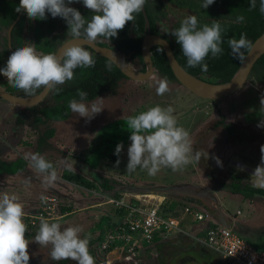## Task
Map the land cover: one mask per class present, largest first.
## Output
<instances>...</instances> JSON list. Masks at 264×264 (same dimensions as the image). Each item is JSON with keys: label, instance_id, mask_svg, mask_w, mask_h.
<instances>
[{"label": "rangeland", "instance_id": "374dc122", "mask_svg": "<svg viewBox=\"0 0 264 264\" xmlns=\"http://www.w3.org/2000/svg\"><path fill=\"white\" fill-rule=\"evenodd\" d=\"M189 15H194V13L187 9L170 7L168 9L170 22L168 24L171 25L178 19L184 20ZM161 79L163 78L156 73L153 78L145 81L122 79L115 94L105 93L96 100L79 101L85 103L89 109L93 103L104 109L91 119L80 117L78 113L71 112V117L64 120L65 123L58 124L57 128L54 129L52 143L42 136L41 140L46 148L45 151L50 148L55 149L53 152L55 155L51 157L45 153V159L52 158L56 164L57 162H60L59 164L64 162L63 166L65 163H69L66 169L62 167L56 168L58 175L62 174L63 171L64 174H83L87 180L93 175L96 177L102 175L122 181L124 183L123 187L130 192L150 190L163 193V195L173 201L182 200L183 198L192 199L198 195L197 197L200 200L194 198L196 201L192 203V206L196 208H208L205 205L201 207L197 200L203 202V199H205L210 202L211 198L216 196L224 209L223 217L225 219L228 218L235 221L239 217L238 210L242 211L243 215L248 214L251 202L245 199L242 194L230 190L222 191L211 188L209 181L204 178L203 172L194 159L192 163L175 172L170 168H161L155 176L148 175L147 170L139 167L134 172H128L126 171L129 159L127 150L131 144L129 137L126 141L120 142L123 143L124 147L121 152L119 165L116 164V161H110L104 156L107 153V150H105L107 145L104 141L107 138H111V133L116 138L122 131L131 133V129L127 126L128 119L146 111L150 107L159 105L161 107L171 106L174 109L173 115L177 118L178 126H182L190 134L193 156L196 150L201 152L207 147L212 157L222 145L223 131L221 128L210 130L209 134L211 135H209L206 130L212 127L213 122L211 119L222 113L227 119L226 121H232L234 127L242 131V134L234 136L237 138V144L235 141L230 143L236 145L231 149L234 152L231 153V157L226 161L227 166L237 171L245 179L246 177L257 179L253 173L246 170V167L254 171L256 166L260 164L256 162V159L261 157L260 149L261 146H264V140L260 144L258 141H253L264 135V127H258L259 124H264V105L260 103L261 97L264 96V85L257 84L253 79L249 78V81L236 92L212 102L194 95L175 81L169 82V91L164 95H157L156 88ZM89 114L91 115V112ZM26 126L27 124H23L21 127L18 126V129L21 128L18 133H24L25 136H34L35 133L31 129L26 128ZM246 130L250 131L249 136L245 134ZM14 133L9 135V132H7L3 135L8 139V135L15 137ZM119 139L117 138V140ZM13 149L14 151L10 152L15 158L13 163L16 164L19 162L18 159H23L26 165L22 168V172L17 171L0 179V195L4 193L15 194L19 198V202L24 206L25 217L34 216L38 213L42 204L40 197L44 195L55 196L59 199V205L61 202L72 209V211L65 213L57 220L49 222L60 223L62 230L69 226H81L83 228L80 234L81 238H94L105 220L109 217L115 220V208L112 204L106 203L105 197L107 194L101 193V187L98 182L95 183L93 190L59 179L54 185L45 186L44 174L37 173L30 166L29 159H26L28 154L24 149L18 146ZM205 156L201 154L200 160H205L207 158ZM255 156V161H248L249 157ZM232 161L242 162L244 169L241 168L242 166H236ZM203 164L207 163L203 161ZM203 186L206 188L205 192L201 190ZM121 187L119 186L118 189ZM123 194L126 197L129 196L127 192L120 193V195ZM150 197L152 198L153 196ZM155 200L153 199L152 201ZM100 201H104L105 204L90 206L93 202ZM253 204L256 208L259 206L260 210L264 209V200H256ZM25 217L24 222L26 223ZM39 226L40 221H37L35 225L30 226L31 232L28 231L26 233V238L31 242L28 245L29 264H52L53 260L49 255L51 246L42 247L35 242V235L39 231ZM27 227L29 226L27 225ZM193 246L192 248L175 247L169 242L163 243L161 245V252H164L163 257L159 258V249L152 248L150 255L144 254L138 261L133 260L135 262H125V264H162V261H164L163 264H214L216 259L221 261V264H229L221 256L211 252L202 244L197 242ZM254 246L259 249L264 248V245ZM89 251L94 259L97 256L104 255V251L99 248L97 242L89 245ZM113 251L111 250L107 255H113ZM185 258L189 259L184 260ZM109 259L111 261L110 264L119 259L127 261L121 256L109 257ZM55 264H58V262ZM65 264H76V262L70 260Z\"/></svg>", "mask_w": 264, "mask_h": 264}, {"label": "clouds", "instance_id": "9594fccd", "mask_svg": "<svg viewBox=\"0 0 264 264\" xmlns=\"http://www.w3.org/2000/svg\"><path fill=\"white\" fill-rule=\"evenodd\" d=\"M74 2L79 3L80 0H20L16 11L23 10L30 20H46V14H50L52 18L60 17L66 21L73 41L83 39L94 42L98 37H118V32L128 22H134L136 15L144 11L147 0H82L83 5L94 13L90 20L76 8L68 6ZM214 2L215 0H203L201 8L206 9ZM256 7L257 0H249V10ZM259 11L264 14V0H259ZM243 21V16L237 17L236 22ZM222 33L223 28L218 20H213L210 26H198L197 16L189 15L170 35L175 37L189 67L201 66L202 71H207L208 65L204 61L209 53L213 58L223 53ZM227 43L232 57L241 63L245 60V51L253 48L252 41L244 34L238 40L228 39ZM35 46L26 42L25 46L15 48L8 57L6 67L0 69V74L7 78L8 84L23 90L27 95L34 94L42 87L56 88L63 85L74 79L76 68L94 67L96 64L92 54L82 45L63 47L62 56L59 57L53 53L37 52ZM157 50L161 51L159 48ZM107 67L111 69L110 64ZM167 91L169 82L167 78L161 79L156 88L157 95H164ZM78 95L83 101L88 93L78 90ZM260 103L264 105V96ZM69 108L80 117L89 119L104 109L96 103L89 109L85 103L75 99L69 102ZM173 112L171 106L157 105L128 119L131 144L127 150L129 159L126 171L134 172L139 167L147 170L148 175L155 176L161 168H170L175 172L192 163L193 159L197 162L201 159L198 151L193 156L190 134L185 128L178 126ZM258 127H264V124H259ZM123 147V143L116 145L114 154L117 157ZM260 151L261 163L256 166L253 174L258 178V186L264 187V146H261ZM213 158L218 166H223L218 157ZM26 159H29L30 166L37 173L44 174L45 186H52L58 180L54 165L44 156L31 153ZM119 163L120 160L117 159L116 164ZM40 199L45 202L47 197L41 195ZM24 217V206L15 194L0 195V264H29L28 245L31 242L26 238L28 227ZM82 231L83 228L78 225L62 230L60 223L49 222L41 217L35 242L42 247L51 246L49 255L53 261L71 260L76 264H96L89 251L90 237L81 238Z\"/></svg>", "mask_w": 264, "mask_h": 264}, {"label": "trees", "instance_id": "16d2710c", "mask_svg": "<svg viewBox=\"0 0 264 264\" xmlns=\"http://www.w3.org/2000/svg\"><path fill=\"white\" fill-rule=\"evenodd\" d=\"M203 0H147L145 5V10L150 22L151 33L163 35L172 47V51L178 60V62L190 73L198 75L200 78L207 80L209 82H224L230 79L232 74L235 72L239 64V60L234 59L231 55V50L228 46L227 40L230 38L239 39L241 34H244L247 39L252 42L257 38L262 32H264V14L259 11V0H257V7L255 9L249 10V0H215V2L208 8H201ZM20 0H0V69L6 67L8 57L11 55L7 45V29L10 24L14 21L18 12L16 8L19 6ZM69 7H74L81 12V14L90 20L91 16L94 14L91 10L87 9L82 0L79 3H72L68 5ZM175 7L177 9H187L194 13L198 18V26H203L205 24L211 25L213 20H218L223 28V39L222 44L223 53L217 58H213L211 54L206 57L204 63L208 65L207 71H202L201 66L189 67L187 65V58L181 52L180 46L176 43L175 37L171 36L170 33L178 29L183 20L178 19L171 25L170 17L168 16V9L170 7ZM46 20H30L25 12H22L19 20L14 25L11 31V45L15 49L17 47L25 46V43L35 44L36 50L44 53H54L57 47L67 38L72 37L66 21L60 17L52 18L50 14H46ZM243 16L244 21L238 23L237 17ZM59 19V22L57 20ZM57 25H60L62 32L55 31ZM144 30V17L142 12L136 15L134 22H128L125 28L118 32V37L107 39L103 37H98L96 43L104 46H110L113 49L119 51L125 60L131 63L133 66L138 67L140 70H144V63L141 55V43ZM4 33H3V32ZM85 49L89 51L93 58L96 60L94 67L88 68H76L74 70V79L67 81L63 85H58L56 88H52L48 92V96L54 101L48 106H43L40 110L41 115L36 118L37 122H48L49 121H63L71 117V109L69 108V102L75 99L77 102L81 101L78 95V90H82L88 93V96L83 101L96 100L101 95L115 94L118 84L122 79L127 77L115 66V64L107 59L106 57L97 54L90 47L85 46ZM161 49L158 51L157 49ZM160 45H155L151 48V59L153 66L156 69V74L161 76L163 79L167 78L168 82H177L166 59L164 50L162 51ZM247 51H245V54ZM111 65V69L107 67ZM1 77L5 79L6 89L10 92H16L18 95H27L23 90L17 89L12 85L8 84L7 78L0 74ZM250 78L253 79L257 84L264 85V54L256 61L254 64ZM128 79V78H127ZM43 88V87H42ZM41 88V89H42ZM38 89L35 93L41 91ZM34 93V94H35ZM24 116L20 115L17 118L19 124L24 122ZM222 127L225 129L227 134L234 137L235 135L242 134V131L234 127L232 121H226L225 116L221 113L219 120L212 123L211 128ZM54 128L44 134L45 138L51 137L53 135ZM245 134L250 135V131L246 130ZM131 133L128 131H122L117 138L115 135L110 134L111 138H107L104 143H106L107 153L104 154L110 161H117L121 159V154L117 157L115 153L116 145L122 141H126L130 137ZM264 137V135H263ZM235 138V137H234ZM237 140V138H235ZM235 140V142H237ZM42 141V140H41ZM19 162L14 164H8L0 159V173L7 171L8 173H15L22 170L26 165L25 160L18 159ZM221 174H225L229 178L228 183H219L218 185L229 189L232 192L242 194L245 197H251L253 193H262L264 189L255 187L249 184L242 176L236 172H231L227 170H218ZM64 179L76 184L77 186L93 190L95 183H99L101 187L102 194H108L110 196L119 197L121 190H118L119 186H124L122 181L110 177H104L99 175L94 176L90 179H86L83 174L68 173L64 174ZM195 200L189 198H183L182 200L173 201L171 198H165L162 201L161 207L164 214L174 217L179 220L180 226L184 228L186 224H182L189 221L187 215H191L192 212L197 210L196 207L192 206ZM202 204V203H201ZM59 212L68 213L72 211L70 206L62 204L60 202ZM185 207H189L191 212H186ZM117 210V220H111L109 217L104 221L98 234L93 238L90 237L89 245L94 242L100 244L104 241L107 232L114 231L119 225L123 218L124 212L122 210ZM200 210V209H198ZM210 216V212L207 208L204 211ZM116 218V217H115ZM208 219V218H207ZM27 222L28 217H25ZM205 220V219H203ZM201 221V220H200ZM190 221L189 223H191ZM193 224V222H192ZM216 226V224L210 223L204 230L202 234L207 231L209 227ZM185 229V228H184ZM186 230V229H185ZM199 233V235H202ZM134 235H137L134 233ZM196 236V235H195ZM144 245L139 250V258L144 254L150 255L152 248L159 249L160 256H164L161 245L163 243L169 242L173 246H184L188 248L194 247L197 241L192 237L186 235L183 232L172 231L168 236L163 237L160 232H155L153 234L152 241L147 243L143 241ZM144 252V253H143ZM212 252V251H211ZM105 253V251H104ZM214 253V252H213ZM106 254V253H105ZM104 255L97 256L95 259L96 264ZM216 254V253H215ZM189 258H185L187 260ZM136 260V261H138ZM225 260V259H224ZM70 260L59 261L58 264H65ZM227 261V260H226ZM130 262H135L130 260ZM164 263V261H162ZM228 262V261H227ZM57 262H52L55 264ZM162 263V264H163ZM222 262L216 259L214 264H221ZM229 263V262H228ZM112 264H125V261H115ZM230 264V263H229Z\"/></svg>", "mask_w": 264, "mask_h": 264}, {"label": "crops", "instance_id": "0c3cea01", "mask_svg": "<svg viewBox=\"0 0 264 264\" xmlns=\"http://www.w3.org/2000/svg\"><path fill=\"white\" fill-rule=\"evenodd\" d=\"M15 114H17V108H15V107L14 108L12 107L8 111L0 110V159H1V161H4L8 164H11L15 158H14V155H12L10 152L14 151L13 148H15L16 146L24 149V151L27 154L39 153L40 155L44 156V154L47 153V155L53 157L55 155V153L53 154L55 149L50 148L47 151H45L46 148L43 145L41 138L44 135V133H47L50 130V128L55 129V128H57L58 124L65 123L64 120L63 121H49V123H47L48 127L46 128L47 124H45L43 122H37L36 121V118H39L40 115L35 116L33 119H27L23 123L27 124L26 128L31 129L35 134H34V136H25L24 133H18L21 129V128L18 129L19 128L18 126L21 127L23 123L22 124L18 123V121H17L18 115L16 116ZM219 118H220V114L215 116L211 120L213 123H215V121L219 120ZM40 126H43V127H40ZM219 128H221V130L223 131L222 132V135H223L222 145L220 146V148L217 152H215V153L213 152L214 154L212 153L213 154L212 157L210 154L211 152L208 150L207 147H205L206 150L204 148L200 153L202 155L203 154L206 155L205 157H207V153H208L209 156L205 160H203V159L199 160L197 162V165L200 168V170L203 172L204 178L209 181V186L211 188H213L214 190L219 189V190L223 191V190H229V189L221 187L218 184L222 183V182L228 183L229 178L225 174L220 175V172H218V170L220 169L222 171V170L228 169L231 172H236L237 174H239V173L237 171L229 168L226 164V161L229 159V157H231V153L234 152L231 150L232 147H234L237 144V142L235 145H232L230 143H231V141L233 142L236 139L234 137L230 136L229 134H227L225 129H223L222 127L209 128L206 131H208V134H209L211 132L210 130H217ZM7 132H9V135H11L13 132H15L14 133L15 137H11L8 135L7 137H9V138L8 139L5 138V136L3 134H5ZM209 135H211V134H209ZM52 140H53V136L48 137V139H47V141L51 142V143H52ZM263 140H264V137L262 136V137L258 138L257 140H253V141H258L260 144V142ZM196 152H197V150H196ZM213 157H218L220 159V161L222 162L223 166L222 167L218 166L216 163V160ZM255 158H256V156L255 157H249L248 161L253 162V161H255ZM48 161L54 165L55 169L58 167H62L64 169H66L68 167V164H69L68 162L65 163L64 166H63L64 162L61 164H59L60 162H57V164H56L55 161L52 160V158L48 159ZM203 161H205L207 164H203ZM256 162L261 163V157H258L256 159ZM241 165H242V162H241ZM241 168L244 169L243 165ZM246 170L248 172L250 171L251 173L254 172V171L248 169L247 167H246ZM18 172H22V170H20ZM10 174H12V173H8L7 171H3L0 173V179H3V177L9 176ZM239 175L242 176L241 174H239ZM63 177H64V171L62 174L58 175V179L66 182L67 180L64 179ZM245 180L249 184H251L255 187L264 189V187L258 186V178L252 179V178L246 177ZM67 182H69V181H67ZM182 187L185 188L184 186H182ZM119 189H121V192H124V193L127 192L129 195H144V196L146 195L147 196L146 199H149L148 200L149 203L152 202L153 199L155 200L156 198L157 199L167 198V196L163 195V193L153 192L150 190L149 191L148 190H144V191L137 190L136 192H130L129 190L125 189V187H123V186ZM201 190L205 192L206 188L203 186V187H201ZM151 195H154V197L151 198L150 197ZM251 195H252L251 197H245L244 196L245 199H248L251 202L250 203L251 207L249 209V213L243 215L242 211L238 210L239 217H237L236 218L237 220L235 219V221L229 220L228 218L225 219L223 217L224 209L221 206V203L219 202V199L215 196V194H214L215 198H211L212 200H210V202H207L205 199H203V202H200L199 201L200 199L197 197L198 196L197 195L196 197H193L192 200L196 201V199H194V198H197V199H199L197 201L200 203L201 207H204L203 205L208 207L207 209L210 212L209 218L205 219V220H201V221H195L193 218V215L191 214L192 216L187 215V217L189 218V221H186L182 224L187 223L186 227L184 226V228L186 229V231H188L192 235H199V233L202 234V230H204L210 223H212V224L215 223L216 225L226 226V227L231 228L235 233H237L241 238H243L246 242L251 244L253 247H255L254 245L262 246V245H264V209L260 210L259 206H258V208H256L255 205L253 204V202L256 200H259V199L264 200V192L253 193ZM187 197H189V196H187ZM58 202H59V199H58ZM103 203L105 204L104 201L93 202L92 204H90V206H93V205L100 206V204H103ZM252 207H253V209H252ZM204 208H197V210H195V211L202 212V211H204ZM198 209H200V210H198ZM65 213H61L60 217H62ZM116 215H117V210L115 208V211H114V216L116 217L115 220H117ZM26 217H28V216H26ZM48 221H51V220H48ZM190 221H192L193 224H192V222L189 223ZM222 223H224V224H222ZM256 249H259V248H256ZM216 255H218V254H216Z\"/></svg>", "mask_w": 264, "mask_h": 264}, {"label": "built area", "instance_id": "2783aa9c", "mask_svg": "<svg viewBox=\"0 0 264 264\" xmlns=\"http://www.w3.org/2000/svg\"><path fill=\"white\" fill-rule=\"evenodd\" d=\"M232 163L242 166L240 161H232ZM105 198L106 203L122 210L124 214L119 225L114 231L108 232L100 244V249L106 254L104 253L105 257L101 258L98 264H110L109 257L116 256L123 257L128 263L129 260H138L139 250L144 245L143 241L151 242L153 234L157 231L163 237L168 236L172 231L183 232L230 264H264V249H256L229 227L216 225L209 227L203 235L190 234L180 226L178 219L164 214L161 207L164 198L156 199L150 203L149 199H146V195H129L128 197L124 194L119 197L107 195ZM58 203L57 197L48 196L38 213L28 217L26 222L29 226L28 231H31L30 226L40 221L41 217L47 220L59 217L61 213ZM185 211L191 212V209L185 207ZM191 214L195 221L209 218L206 212L194 211ZM111 250H114V254L108 256L107 254ZM253 257L255 258L253 259Z\"/></svg>", "mask_w": 264, "mask_h": 264}, {"label": "water", "instance_id": "95a60500", "mask_svg": "<svg viewBox=\"0 0 264 264\" xmlns=\"http://www.w3.org/2000/svg\"><path fill=\"white\" fill-rule=\"evenodd\" d=\"M22 12L23 10L18 12V15L7 29V45L12 52L15 51V49L11 45V31L15 23L19 20ZM142 14L144 17V30L141 43V55L145 67L144 70H140L138 67L133 66L124 59L123 55L119 51L110 46L100 45L95 41L89 42L83 39L73 41V37L63 41L53 54H56L59 57L62 56L63 47L71 46L72 44L82 46L85 45L90 47L97 54L112 61L128 79L134 81H145L155 76L156 69L153 66L151 59V48L155 45H160L164 50L169 67L177 83L184 86L194 95L209 101H216L217 99L232 94L243 87L249 81L254 64L264 54V32H262L252 42L253 48L250 51H247L244 62L239 64L229 80L224 82H209L200 78L198 75L188 72L178 62L168 40L161 34L151 33L150 22L145 8ZM40 53L48 54L44 52ZM51 89L52 88H42L41 91L32 95H18L14 92L6 90L0 85V98H2L4 102L13 105L30 106L40 102Z\"/></svg>", "mask_w": 264, "mask_h": 264}, {"label": "flooded vegetation", "instance_id": "af4514ba", "mask_svg": "<svg viewBox=\"0 0 264 264\" xmlns=\"http://www.w3.org/2000/svg\"><path fill=\"white\" fill-rule=\"evenodd\" d=\"M57 22H59V19L57 20ZM16 24V23H15ZM61 27L60 25H57L56 30L55 31H60L62 32V29L59 28ZM68 39V38H67ZM66 40V39H65ZM64 40V41H65ZM58 48V47H57ZM56 51V50H55ZM5 79L2 77H0V85L3 86L5 89L7 88V86L5 85ZM8 90V89H6ZM16 94V92H14ZM54 101L50 98V96H48V94L38 103L34 104V105H30V106H18V105H13L7 102H4V100L2 98H0V110L2 111H8L9 109H11L12 107L17 108V114H15L16 116H20L23 115L24 116V121H26L27 119H33L35 116L37 115H41L40 110L42 109L43 106H48L50 104H52ZM214 102V101H212ZM9 107V108H8ZM48 122H45V124H47ZM25 124V123H23ZM22 124V125H23ZM43 127V126H40ZM48 127V124L46 125V128ZM46 134V133H44ZM48 138H46L47 140Z\"/></svg>", "mask_w": 264, "mask_h": 264}, {"label": "bare ground", "instance_id": "6f19581e", "mask_svg": "<svg viewBox=\"0 0 264 264\" xmlns=\"http://www.w3.org/2000/svg\"><path fill=\"white\" fill-rule=\"evenodd\" d=\"M151 196H153L154 197V195H151ZM48 197V196H47ZM58 218H60V216L59 217H57V218H55V219H51V220H56V219H58Z\"/></svg>", "mask_w": 264, "mask_h": 264}]
</instances>
